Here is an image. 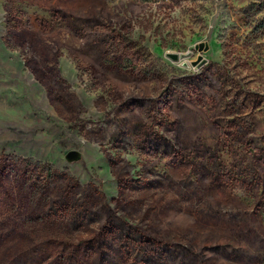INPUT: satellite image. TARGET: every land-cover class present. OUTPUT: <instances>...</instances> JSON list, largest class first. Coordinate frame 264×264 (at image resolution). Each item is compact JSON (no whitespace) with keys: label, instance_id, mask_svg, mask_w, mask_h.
Segmentation results:
<instances>
[{"label":"rangeland","instance_id":"obj_1","mask_svg":"<svg viewBox=\"0 0 264 264\" xmlns=\"http://www.w3.org/2000/svg\"><path fill=\"white\" fill-rule=\"evenodd\" d=\"M6 52L0 264H264V0H0Z\"/></svg>","mask_w":264,"mask_h":264},{"label":"crops","instance_id":"obj_2","mask_svg":"<svg viewBox=\"0 0 264 264\" xmlns=\"http://www.w3.org/2000/svg\"><path fill=\"white\" fill-rule=\"evenodd\" d=\"M7 47H5V51H7ZM8 52L4 54L5 57H0V65L7 66L11 71L12 68H15L18 64V59H14L11 55H7ZM15 60V61H14Z\"/></svg>","mask_w":264,"mask_h":264},{"label":"water","instance_id":"obj_3","mask_svg":"<svg viewBox=\"0 0 264 264\" xmlns=\"http://www.w3.org/2000/svg\"><path fill=\"white\" fill-rule=\"evenodd\" d=\"M80 157V152L77 151V150H70L68 153H67V158L69 160H75V159H78Z\"/></svg>","mask_w":264,"mask_h":264},{"label":"trees","instance_id":"obj_4","mask_svg":"<svg viewBox=\"0 0 264 264\" xmlns=\"http://www.w3.org/2000/svg\"><path fill=\"white\" fill-rule=\"evenodd\" d=\"M23 181V180H22ZM24 183V182H23Z\"/></svg>","mask_w":264,"mask_h":264}]
</instances>
